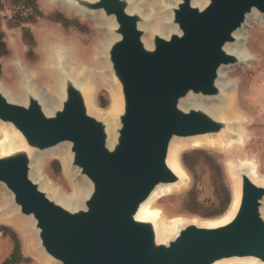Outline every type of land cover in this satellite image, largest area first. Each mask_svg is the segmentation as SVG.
Listing matches in <instances>:
<instances>
[{
    "label": "water",
    "instance_id": "obj_1",
    "mask_svg": "<svg viewBox=\"0 0 264 264\" xmlns=\"http://www.w3.org/2000/svg\"><path fill=\"white\" fill-rule=\"evenodd\" d=\"M51 1L100 18L108 37L100 53L120 104L110 127L89 111L83 84L65 68L48 111L43 89L32 92L26 79L21 101L0 85V125L15 134L0 143V187L12 214L30 219L40 254L54 264H264V180H254L250 166L233 163L238 203L231 217L212 225L175 220L162 237L157 219L137 214L157 190L187 182L171 166L176 148L231 131L233 120L211 115L204 103L222 96L220 70L241 66L225 47L249 16L264 17V0H175L164 8L167 33L147 31L154 10L137 0ZM63 145L67 167L89 186L72 207L56 199L60 190L40 179L33 159Z\"/></svg>",
    "mask_w": 264,
    "mask_h": 264
},
{
    "label": "rangeland",
    "instance_id": "obj_2",
    "mask_svg": "<svg viewBox=\"0 0 264 264\" xmlns=\"http://www.w3.org/2000/svg\"><path fill=\"white\" fill-rule=\"evenodd\" d=\"M3 1L0 29L7 53L0 58V85L7 93L15 98L21 96L20 65L31 72L34 84L50 89L54 85L50 63L52 54L58 49L65 52L69 59L74 55L75 63L80 62L84 68H88V72L92 73L89 81L93 87V105L104 112L108 111L112 102L111 92L97 75L98 59L94 54L99 44L107 42L100 18L82 15L51 0H36L42 16L17 22L11 1ZM140 2L142 4L143 0ZM146 2L153 4L156 0ZM55 19L65 20V25ZM25 30L28 33L24 36ZM244 34L242 48L250 55L246 65L229 67L224 72L225 79L234 85L237 99L235 112L244 118L243 139L232 138L227 143L213 145L185 143L177 148V161L187 176L188 184L181 189L158 194L152 205L169 223L175 220L211 222L222 219L231 205L236 185L233 163L240 162L252 167L255 176L264 180V17L249 22ZM5 138V130L0 125V143ZM39 158L41 180L67 195L79 190L70 166H64L61 153L43 154ZM0 192L3 194L0 196V262L13 249L12 239L2 229L8 228L18 239L22 255L20 264H45L25 247L23 236L17 228L3 219L2 198L7 200V192L1 188Z\"/></svg>",
    "mask_w": 264,
    "mask_h": 264
},
{
    "label": "bare ground",
    "instance_id": "obj_3",
    "mask_svg": "<svg viewBox=\"0 0 264 264\" xmlns=\"http://www.w3.org/2000/svg\"><path fill=\"white\" fill-rule=\"evenodd\" d=\"M146 1L147 0H143V2H142L143 5H142L140 0H137L138 4L140 6L146 8V10H152V9L154 10V17H153L151 23L147 25V31L151 32L152 29L159 28V29H161V31L163 33L169 32L172 29V26L169 24L165 25L163 22V19H165L166 15H167V12L166 13L164 12V8L166 5L170 4V2H173L175 0H156V2L153 4L147 3ZM193 1L196 3H204L205 2V0H193ZM256 17H257V15L249 16L248 22L255 20ZM235 34H236L235 42L227 44L225 49L237 57L239 62L242 63L241 66L246 65V62L249 59L250 55L242 48V41L245 37L244 27L241 28V30L237 31ZM105 37L107 38V41H108V37L106 34H105ZM145 41L149 42L148 34L145 35ZM104 44L105 43L99 44L98 48L95 47V48H97V50L95 51L94 54L96 56V59H98L97 60L98 61L97 62L98 63V70L97 71L99 74H97V75L103 82H105L107 88L111 92L112 102H111L109 110L106 112L94 107V105H93L92 98H91L93 87H92L91 83L88 82V79L91 78L92 73H90V71L88 72V70H87L88 68L87 69L84 68V66H82L80 64V62H79V64L75 63L74 62L75 59L73 57L74 55L72 56L71 59H69L67 54H65V52L63 53L62 50L57 49L59 54L56 53L57 51L52 54L53 56H52V62L50 63V69L52 70V74L54 76V85L52 87L50 86V89L46 90L47 88L45 89L41 86L34 84L31 72L29 70H27V68H25L24 66L22 67V70L24 71L25 75H23V77L21 75V77L28 81L29 88L32 92H35L36 89H38V88L43 89L41 99L43 100L45 110L48 111L49 109H51V107H53L58 102V97L61 94V88H62V84H61V81H62V74L61 73H62V71H61V69L65 68L68 71V73L75 80H77V82L83 84V90L85 93V98H87L89 111L95 116L105 117L109 121V123H110L109 126L111 127V122H112L111 120H113V116L115 114V111L117 110L118 105L120 104V97H119L118 85L115 82H113L112 80H110V78L108 80V73L105 70L106 69L105 68L106 62L100 53L102 51V47L104 46ZM54 57H56V58L59 57V58H57V60H54L55 59ZM60 67H63V68H60ZM44 70H47V69H44ZM225 71H226L225 68L221 69L219 72V77H218V85L221 88L222 96L219 97L218 99L213 100V101H206L204 103V105H205L207 111L211 115L223 117L224 119H228V120L232 119L233 121H231L232 124L230 126L231 131L229 133L222 134L221 140L217 139V140H215V142L207 141L205 139L190 140V141H188V144H190V145H200V144L201 145L202 144L213 145L215 143L223 144V143L229 142V140H231L232 138H237V139L242 138L241 137L243 135L242 134V130H243L242 127H243V124H245L243 122L244 118H242V116H241L242 114H239V112H235L234 106H235L237 99H236V95L234 93V85L231 81L225 79V77H224ZM24 79H22V81ZM246 80H248V79H246ZM12 95H9V98L12 100H20L21 101V99L24 98V94H23L22 90H21V96L19 98H15ZM110 127H109V129H110ZM1 129L4 130L3 127H1ZM5 133H6L5 140L8 139V135L12 139H14L15 134L13 135L12 132H6V131H5ZM176 150H177V148H176ZM176 150L173 151V156L171 157V160H170L171 166L173 169H175V171L177 173H179L183 176H186L185 173L183 172V169L180 168V166H179L180 164H178ZM52 153H56V154L61 153L64 166H67V162L70 159V157H69V145H63V146L59 147L58 149H55L54 151L52 150V152H49L48 154H52ZM39 157H41V156L38 155V156H35L33 158L36 168H38V166H39V161H40ZM243 165L244 164L240 163V162L236 163V166H238V167L243 166ZM248 172L254 180L259 179L255 176L253 169H250ZM37 175H39L38 170H37ZM77 183L79 184L80 188L78 191H76L72 195H70V194L67 195L66 193H64L62 191H57L52 186H50V187L54 188V190L57 191V192H55L56 193V199L59 202H61L65 206L72 207V206L79 204L78 198L80 196H82L83 193H86L89 189V186H87V183L84 180H82L81 178L77 179ZM187 184H188L187 182H184L182 184L172 186V188L171 187L170 188H161V189L157 190V192H155L140 207V209L137 212L138 217L142 218V219L143 218L157 219V223L160 225V228L162 229L161 236L162 237L166 236V234L168 232H170V229H172L171 226L174 223V221L169 223L162 214H160L159 212H156L153 209L152 205H153L155 198L157 197L158 194L163 193V192H167V191H172L173 189L174 190L175 189H181V188L185 187ZM0 196H3V194L1 192H0ZM237 203H238V196H237V193L234 192L233 199L231 201V205H230L229 209L227 210V213L223 216L222 219H225V218L232 216ZM2 204H3V210L1 213H2V216H4L3 219H6V222H9V223L11 222L17 228V230L22 234L25 247H27L29 251H31L40 261L44 262L45 264H54L51 261H49L48 259H46L45 257H43L40 254V251L38 250V248L36 247V244H37L36 235L30 227V225H31L30 219L18 218L12 214L14 208H13L12 204H10L8 194H7V200L6 201H5L4 197L2 198ZM217 221H213V222H209V223L203 222V221L202 222L198 221L197 224L200 225L202 223L203 224L205 223L206 225H212ZM217 264H259V263L255 260L251 259V258H248V259H233V260L220 261Z\"/></svg>",
    "mask_w": 264,
    "mask_h": 264
},
{
    "label": "trees",
    "instance_id": "obj_4",
    "mask_svg": "<svg viewBox=\"0 0 264 264\" xmlns=\"http://www.w3.org/2000/svg\"><path fill=\"white\" fill-rule=\"evenodd\" d=\"M12 4V11L14 12V17H17V22L24 21V19H35L41 17L42 14L37 8L36 0H9ZM4 1L0 0V11L3 9ZM28 9L32 12H29ZM34 12V13H33ZM19 20V21H18ZM56 21L62 22L65 25V20L55 19ZM27 30L24 31V36L27 35ZM30 42L31 38L28 36ZM7 53V47L5 41H3V33L0 29V58ZM5 233H7L13 241V246L11 253L3 259L0 264H20L22 261L21 250L19 248V242L16 237V234L8 228H2Z\"/></svg>",
    "mask_w": 264,
    "mask_h": 264
}]
</instances>
